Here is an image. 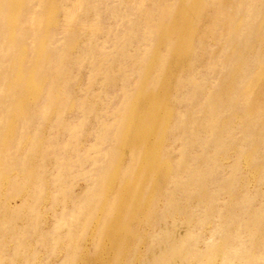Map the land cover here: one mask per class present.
<instances>
[{
  "label": "bare ground",
  "instance_id": "1",
  "mask_svg": "<svg viewBox=\"0 0 264 264\" xmlns=\"http://www.w3.org/2000/svg\"><path fill=\"white\" fill-rule=\"evenodd\" d=\"M183 1L117 0L115 6L110 0H0V137L6 126L3 121L9 116L23 126L31 124L36 113L27 107L29 102L41 101L42 117L49 110L60 116L72 108L76 96L71 91L77 78L71 72L86 67L85 93L91 95L92 102L83 101L78 107L97 122L95 136L99 143L94 146L97 154L88 157L92 188L84 191L85 200L92 197L96 184L103 185L110 177L105 190L121 207V197L129 198L128 192L149 171L157 172L158 183L176 185L168 188L158 184L153 191L142 187L137 193L142 199L147 192L167 200L175 191L188 189L194 180L187 171L179 177L170 157L160 159L161 152L167 150V134L173 143L183 144L184 169L193 162L197 171L210 168L214 173L224 172L225 164L220 160H215L214 167L206 162L208 134L215 140H227L228 146L217 154L238 150L264 172V146L258 149L264 144V0ZM107 18L120 20L121 31L103 27L101 22ZM63 33L64 40L57 37ZM165 69L169 73L162 76ZM131 76L143 85L152 78L158 80L152 83L158 94L141 97L128 125L121 120V112L126 98H132ZM95 86L100 91L91 94ZM169 90L174 91L177 101L170 111L161 103ZM111 99H118V103L110 106ZM97 101L101 105H96ZM228 105L231 110L227 112ZM208 118L217 119L220 125L213 128ZM186 122L189 125L181 127ZM236 134H240L238 141L234 139ZM39 144L34 143V147ZM125 150L129 161L123 166ZM4 152L1 144L0 161ZM230 154L219 158L229 161ZM16 163L10 160L9 167H18ZM67 164L61 170H67ZM224 184L226 180L220 176L210 186L201 185L207 188L201 190L200 197L206 195L214 203L208 213L224 217L214 232L232 224L246 225L243 214L257 213L263 233L264 205L245 212L232 208L237 215L229 213L236 204L218 207ZM124 209L140 211L143 206L133 204ZM221 209L227 214L220 215ZM120 217L113 226L121 227ZM250 222L259 223L253 219ZM240 237L234 235L232 241ZM117 238L121 243V237ZM118 252L121 255V249ZM97 258L100 264L101 257Z\"/></svg>",
  "mask_w": 264,
  "mask_h": 264
},
{
  "label": "rangeland",
  "instance_id": "2",
  "mask_svg": "<svg viewBox=\"0 0 264 264\" xmlns=\"http://www.w3.org/2000/svg\"><path fill=\"white\" fill-rule=\"evenodd\" d=\"M187 1L189 3L190 0L181 3ZM110 3L116 6L118 2L110 0ZM116 21L107 18L101 23L103 27L121 31V21ZM57 37L64 40L65 35L57 34ZM88 71L86 67L72 70L71 75L77 78V84L71 92L76 99L72 108L69 107L71 103L67 104L69 108L62 115L49 110L42 117L43 105L39 100L26 104L36 113L29 126H23L12 116L3 121L6 126L0 137V145L5 149L0 161V264H96L97 257H101L100 264H264V228L262 233L260 216L257 213L243 214L246 225L232 224L216 233L214 228L224 217L208 213L210 204L214 203L206 195L200 197L201 190L207 188L202 184L210 186L214 179L222 176L226 186L223 185L218 196V207H225L229 202L236 204L230 207L229 213L237 215L231 211L232 208L245 212L264 205L261 197L264 196V172L258 165L252 166L238 150L229 149L217 154L228 146L225 138L215 140L205 134L210 139V148L205 152L206 162L212 167L216 161L224 163V172L220 174L210 168L197 171L193 162L187 170L184 169L182 142L173 143L168 134V138L164 137L167 150L161 152L160 159L170 157L178 168L177 176L182 177V173L187 171L194 180L188 189L175 191L172 198L169 194L170 198L165 200L161 195L156 197L154 193L147 192L145 199L137 196L142 187L146 188L145 191H153L158 184H163L158 183L160 176L156 171H149L128 192L129 198L121 197V207L120 202L105 190L109 187L110 177L104 180L103 185L97 182L91 195L88 193L92 197L85 200L84 191L91 187V159L88 157L97 154L94 146L99 143L95 136L99 130L97 122L78 107L83 101L92 102L91 95L86 96L85 93ZM178 72L181 74L182 70L178 69ZM165 73L169 70L165 69L162 76ZM154 81L158 82L152 78L143 85L136 76L130 77L132 98H126L123 103V122L131 124L141 97L158 94V88L152 84ZM98 87L95 86L91 94L98 93ZM173 94L174 91L169 90L167 97L161 98L164 110L176 108ZM117 103L118 99H111L109 105ZM95 104L101 105V102ZM225 110L228 112L231 107L228 105ZM208 124L213 128L220 125L217 119L209 118ZM185 125L189 123L181 127ZM239 135L236 134V141ZM34 143L40 144L34 147ZM263 146L260 144L258 149ZM228 153H231L229 161L219 158ZM13 159L18 162V167H9V161ZM128 161V150H125L123 166ZM67 162L68 169L61 170ZM164 185L172 188L176 184L167 182ZM204 199L208 202L203 203ZM133 204L141 205L143 209L125 211L124 208ZM221 210L220 215L227 214ZM119 215L122 224L115 227L113 221ZM251 219L259 223H252ZM234 235L241 237L232 241ZM119 249L121 255L117 253ZM102 250L104 252L100 255Z\"/></svg>",
  "mask_w": 264,
  "mask_h": 264
}]
</instances>
